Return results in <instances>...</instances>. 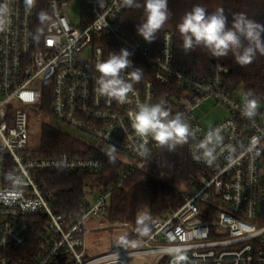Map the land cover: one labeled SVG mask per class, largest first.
<instances>
[{
  "label": "built area",
  "instance_id": "1",
  "mask_svg": "<svg viewBox=\"0 0 264 264\" xmlns=\"http://www.w3.org/2000/svg\"><path fill=\"white\" fill-rule=\"evenodd\" d=\"M4 5L6 23L0 28V264H130L138 257L145 259L144 264H172L174 257L168 253L177 247L186 250L187 259L181 264H264V108L258 107L251 119L241 114L245 97L230 88L226 65L212 63L207 75L181 68L175 58L174 30L165 28L157 46L137 39L121 19L129 6L126 0H35L27 10L24 0H0V7ZM122 48L131 53L133 66L121 75L127 79L134 68L144 71L124 103L96 92L101 74L95 67ZM21 93L34 95L25 100ZM44 98L49 102L47 113L56 120L134 159L130 163L118 157L126 168L116 186L143 168L157 151L170 149L150 135L138 136L130 116L138 104L164 100L169 118L180 113L190 126L192 134L184 145L190 162L200 167L193 180L194 191L165 213L151 216L145 211L151 228L146 236L92 255L89 232L106 225L88 228L86 224L105 213L111 189L92 192L85 186L83 209L66 213L57 206V192L44 189L40 177L49 172H98L104 165L100 154L110 152L85 140L100 154L63 151L44 156L40 143L30 150L32 134L40 133L45 119L31 120L28 110L45 113ZM209 100L228 114L205 126L197 114ZM206 136L212 137L211 164L199 148ZM7 192L16 198L4 200ZM36 224L42 229L40 248L30 263L19 260L17 253L26 246ZM116 224L115 231L128 226L126 222Z\"/></svg>",
  "mask_w": 264,
  "mask_h": 264
},
{
  "label": "trees",
  "instance_id": "2",
  "mask_svg": "<svg viewBox=\"0 0 264 264\" xmlns=\"http://www.w3.org/2000/svg\"><path fill=\"white\" fill-rule=\"evenodd\" d=\"M139 4L140 7L135 5ZM144 0H134L132 6L124 11L122 22L130 29L137 39L157 46L160 43L161 32L171 28L175 32V58L181 68L192 73L207 75L212 63L220 62L229 68L228 83L230 88L239 91L246 98H255L258 107L264 108V54L259 51L253 61L247 65L236 62L232 52L227 56L214 57L206 48L195 47L188 53L182 48V39L177 24L185 13L200 5L211 14L218 8H223L231 27L234 14L243 13L248 19L264 25V0H168L169 19L156 32L153 42L144 40L137 32V27L144 18ZM45 10V6H42ZM264 39V33H262ZM247 42L245 41V44ZM165 89H161L164 95ZM163 100V99H162ZM164 101V100H163ZM48 99L43 100V109L48 116ZM40 155L50 156L58 152L69 151L79 155H99L100 153L90 145L65 131L60 130L48 121L40 126ZM104 162L103 168L94 173H43L40 177L42 186L46 190L57 192L58 208L66 213H79L83 207V189L89 185L92 192L111 189L108 207L102 215L101 222H126L129 231L124 241L135 237L146 236L151 228L148 219L145 225L148 231H143V225L137 223L138 215L148 211L153 216L162 214L176 207L189 192L193 180L200 167L191 163L186 146L183 144L177 149L162 148L157 151L147 164L131 172V174L116 186L121 170L126 164L112 153H101ZM41 225L36 224L32 229L25 247L17 253L19 260L30 263L40 248Z\"/></svg>",
  "mask_w": 264,
  "mask_h": 264
},
{
  "label": "clouds",
  "instance_id": "3",
  "mask_svg": "<svg viewBox=\"0 0 264 264\" xmlns=\"http://www.w3.org/2000/svg\"><path fill=\"white\" fill-rule=\"evenodd\" d=\"M24 2L27 10L34 5L35 0H24ZM133 3L134 0H126L129 6ZM135 6L140 7L139 4ZM143 8L144 18L138 25L137 32L146 42L151 43L156 37V32L169 19L168 0H144ZM6 11V5L0 7V28L6 23L4 19ZM39 16L41 20H44L45 13L41 12ZM177 29L185 53L199 46L206 48L214 57L227 56L229 52H232L236 62L242 66L250 64L257 51L264 54V39H262L264 25L248 19L243 13L234 14L231 27H228V19L223 8H218L209 14L204 7L195 5L181 18ZM130 55L127 49L122 48L119 54L110 53L106 60L96 63V70L101 74L96 80V92L99 95L115 99L120 103L125 102L128 93L133 89V82L138 83L144 72L140 68H134L127 79L121 75L123 70L133 66L129 59ZM33 95L21 93V98L30 100ZM165 103L161 101L156 104H138V110L130 113L132 127L138 136L150 135L161 146L167 145L170 149H174L177 144H186L192 133L189 124L184 121L180 113L169 118L170 113L165 108ZM257 108V99L246 97L241 114L251 119L256 115ZM211 143L212 137L206 136L205 140L199 144L209 164L214 159L213 149L209 148ZM8 179L12 180L13 184L16 183L13 177L8 176ZM9 198L15 199V193H4V200L7 201ZM145 217L146 214L138 215L137 223L144 226L143 231H148ZM168 254L174 257L172 264H181L187 259L186 250L182 247H177L174 253Z\"/></svg>",
  "mask_w": 264,
  "mask_h": 264
},
{
  "label": "rangeland",
  "instance_id": "4",
  "mask_svg": "<svg viewBox=\"0 0 264 264\" xmlns=\"http://www.w3.org/2000/svg\"><path fill=\"white\" fill-rule=\"evenodd\" d=\"M28 114L30 116V119L33 121L36 120H43L45 119L48 121L50 124L54 125L55 127L59 128L62 131H65L66 133L75 136L79 139L85 140L87 142L93 143L106 151L118 156L119 158L124 159L126 162H134V159L131 158L129 155L126 153L120 152L119 150H116L100 141L97 139L88 136L86 134H83L81 132H78L74 128L68 126L67 124L61 123L58 120H56L53 116L51 115H46V113L40 112L36 113L33 110H28ZM228 112L227 110L214 102L213 100H209L202 105V109L198 111V117L200 118L201 122L205 126L212 125L223 118L227 116ZM37 125V124H36ZM40 143V134L37 130L35 134H32V141L29 144L30 150L36 149V147L39 146ZM188 191H194L193 187H189ZM144 212H141L139 215H144ZM101 217H95L94 220H90L86 225L87 227H94V226H105V228H99L98 230H92L89 232L88 235V246H89V251L92 255H100L102 253H106L109 251H112L114 249L113 243L116 241L123 244L126 243L128 240L124 241V237L126 233H128L129 229V224L128 226H124L122 230L120 231H115L113 228L114 226H118L116 222H101ZM115 223V224H114ZM113 224V225H112ZM145 259L142 257L138 258H133L130 260V264H144Z\"/></svg>",
  "mask_w": 264,
  "mask_h": 264
},
{
  "label": "crops",
  "instance_id": "5",
  "mask_svg": "<svg viewBox=\"0 0 264 264\" xmlns=\"http://www.w3.org/2000/svg\"><path fill=\"white\" fill-rule=\"evenodd\" d=\"M118 243L119 242H117V241L115 243H113V247H116Z\"/></svg>",
  "mask_w": 264,
  "mask_h": 264
},
{
  "label": "snow or ice",
  "instance_id": "6",
  "mask_svg": "<svg viewBox=\"0 0 264 264\" xmlns=\"http://www.w3.org/2000/svg\"><path fill=\"white\" fill-rule=\"evenodd\" d=\"M26 98H30V97H27V96H26Z\"/></svg>",
  "mask_w": 264,
  "mask_h": 264
}]
</instances>
